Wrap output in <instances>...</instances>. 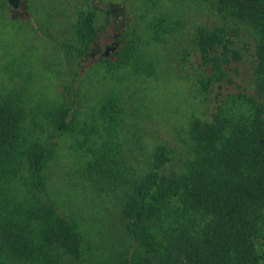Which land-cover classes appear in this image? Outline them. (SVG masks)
I'll use <instances>...</instances> for the list:
<instances>
[{"label":"trees","instance_id":"trees-1","mask_svg":"<svg viewBox=\"0 0 264 264\" xmlns=\"http://www.w3.org/2000/svg\"><path fill=\"white\" fill-rule=\"evenodd\" d=\"M111 1L88 0L73 22L63 25L68 22L64 18L61 28L47 32L61 55L58 74L64 79L55 103L42 111L47 126L43 137L31 139L36 112L26 110L11 92L0 96V264L83 263L79 223L59 209L44 175L57 138L73 129L81 106V87L72 83L85 66L145 70L141 44L163 41L173 33L170 23L178 22L155 16L147 23L145 38L123 3ZM169 1L213 4L254 29L257 43L247 54L253 61V92L226 95L209 121L190 124L193 158L181 175L166 174L170 151L163 144L153 149L145 170L128 176L112 167L117 159L109 156L111 147L104 143L99 152L89 146V179L119 185L117 208L131 256L112 264H264L257 247L264 240V0ZM146 3L153 5L152 0ZM11 6L0 0V7ZM110 24L121 31L118 46L106 55L113 47L105 44L95 61ZM231 31L199 25L182 37V61L196 64L193 81L204 91L231 83L230 63L249 51L246 43L236 45ZM238 103L246 105L248 115L232 111Z\"/></svg>","mask_w":264,"mask_h":264},{"label":"rangeland","instance_id":"rangeland-1","mask_svg":"<svg viewBox=\"0 0 264 264\" xmlns=\"http://www.w3.org/2000/svg\"><path fill=\"white\" fill-rule=\"evenodd\" d=\"M114 1L123 3L122 9L130 13L128 16L145 38L147 23L155 16L178 22L170 23L173 33L166 34L163 41L141 44L145 70H106L99 64L84 65L72 83L81 87V106L73 129L57 138L54 156L44 175L59 209L79 223L84 239L82 264H112L120 257L131 256L117 208L119 185L105 181L97 184L89 179L86 171L91 159L89 146L99 152L104 143L111 147L109 156L117 159L112 167L128 176L145 170L153 149L163 144L170 151L166 174L181 175L193 158L188 136L190 124L194 120L209 121L226 95L253 92V61L247 54L255 50L257 34L248 23L218 11L209 3L152 0L151 6L146 0L111 2ZM87 2L16 0L14 6L0 7V96L11 92L26 110L36 112L31 139L44 136L47 126L42 111L55 103L64 79L58 74L61 55L49 41L47 32L61 28L64 18L68 22L63 25L73 22L77 9H84ZM199 25L225 26L233 31L237 46L246 43L249 49L244 51L241 61L230 63L232 82L214 84L208 92L193 81L196 64L185 65L182 61L186 45L182 37ZM114 29L110 24L102 34V46L95 53V61L106 50L105 44L113 47L107 49L106 55L118 46L121 31ZM234 110L249 114L242 103ZM84 127L91 129L89 135L80 132ZM257 247L264 260V240ZM72 263L71 259H64L60 264Z\"/></svg>","mask_w":264,"mask_h":264},{"label":"flooded vegetation","instance_id":"flooded-vegetation-1","mask_svg":"<svg viewBox=\"0 0 264 264\" xmlns=\"http://www.w3.org/2000/svg\"><path fill=\"white\" fill-rule=\"evenodd\" d=\"M10 2H11L13 5H15V3H13L11 0H10Z\"/></svg>","mask_w":264,"mask_h":264},{"label":"water","instance_id":"water-1","mask_svg":"<svg viewBox=\"0 0 264 264\" xmlns=\"http://www.w3.org/2000/svg\"><path fill=\"white\" fill-rule=\"evenodd\" d=\"M10 1V0H9Z\"/></svg>","mask_w":264,"mask_h":264}]
</instances>
